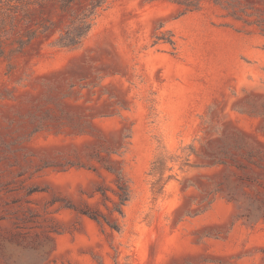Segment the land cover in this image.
I'll list each match as a JSON object with an SVG mask.
<instances>
[{"label": "rangeland", "instance_id": "obj_1", "mask_svg": "<svg viewBox=\"0 0 264 264\" xmlns=\"http://www.w3.org/2000/svg\"><path fill=\"white\" fill-rule=\"evenodd\" d=\"M69 18L0 0V264H264V0H108L52 46Z\"/></svg>", "mask_w": 264, "mask_h": 264}, {"label": "trees", "instance_id": "obj_2", "mask_svg": "<svg viewBox=\"0 0 264 264\" xmlns=\"http://www.w3.org/2000/svg\"><path fill=\"white\" fill-rule=\"evenodd\" d=\"M40 1H53L59 5L62 13L70 15L69 23L66 25L63 31L58 34V37L51 43L52 46L62 48V49H76L79 48L85 38L91 32L95 17L99 9H101L108 0H40ZM251 16V15H248ZM248 24L256 25L262 35L264 36V20L257 19L250 21ZM54 23L51 22L50 25H43V34H48L52 29ZM36 33H32L29 37V41L35 39ZM167 163V157L162 155L157 158L153 163L152 175L156 176L162 174V170ZM116 196L118 198V203L115 205L114 212H118L121 216L124 215L123 207L127 204L131 196V189L129 181L126 176L120 172L117 175L116 181ZM103 192V191H102ZM105 195V193L103 192ZM90 218L102 223L101 219L107 223L110 228L114 230H119L120 225L116 220H109L106 217H101L97 212H85Z\"/></svg>", "mask_w": 264, "mask_h": 264}]
</instances>
